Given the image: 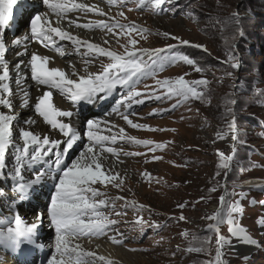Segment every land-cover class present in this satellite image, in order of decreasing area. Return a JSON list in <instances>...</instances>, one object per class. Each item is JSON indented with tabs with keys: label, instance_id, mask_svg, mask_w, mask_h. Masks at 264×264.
<instances>
[{
	"label": "rangeland",
	"instance_id": "1",
	"mask_svg": "<svg viewBox=\"0 0 264 264\" xmlns=\"http://www.w3.org/2000/svg\"><path fill=\"white\" fill-rule=\"evenodd\" d=\"M161 7L169 11L153 10L150 0H144L143 6L140 5V0H128L126 4H120L117 9L136 13V20L134 21L136 25L144 28L141 26V19L143 18L144 24L151 30L148 33H126V35L123 34L124 38L127 41L129 37L136 39L138 41L136 48L152 50L166 49L169 45L176 46L173 49L174 52L194 59L197 66L203 71L197 72L194 66L181 60L165 66L162 70H157L154 77L144 78L136 85L135 90L145 94L136 97V99H142L144 103H133L128 109L123 105L117 106L116 104L117 100H121L123 96L127 95V90L118 86L111 94V97L113 96L110 102L111 106L99 114V116H104L110 113L109 118L103 122V126L107 127L109 122L119 132L123 129L127 136L151 140L154 143H164L165 147L153 151L156 157H160L156 161L157 165L153 167H146L144 163L137 161L136 155L117 156L119 159L131 161L137 167L142 168V171L148 172L149 175L145 179L137 178L136 180V184H140L139 187L142 189H136L137 204L144 205L145 208L142 211L137 208H124L118 205L120 200L115 199L116 207L114 210L101 206L100 211L106 215L109 214L110 219L118 220L120 223L104 236L84 235L83 239L87 241L96 239L103 243L104 247L112 244L119 248L121 253L116 258L122 264H208L209 261L215 264L216 233L206 231L207 225L214 221L206 217L221 210L225 216V222L219 225L220 234L226 240H231V243H225L221 249V259L226 264H264V227L257 223L258 217H264V0H170ZM39 9L43 10V7ZM171 9H175L174 14ZM48 11L44 10L51 17V21L57 23L59 18L56 14H50ZM237 12L244 18L241 21L243 36L239 34L240 28L237 27L235 21L230 19L232 14ZM66 17L79 19L81 14L75 12ZM63 21L65 22L64 19ZM63 21H59V23L63 25ZM28 26L29 24L23 21L15 35L22 36ZM12 31L13 28L6 29L7 34ZM97 32L98 35L108 32L109 37L116 39V35L114 34V36L107 29ZM163 33H169L171 37H179L180 40L189 41L190 45H204L207 51L190 45H182L180 40L172 39ZM104 35L106 36V34ZM104 35L103 37H105ZM8 43L6 42V44ZM121 44L124 43L121 41ZM43 49L45 53L44 55L41 54L42 56L48 57L51 61H54L56 57L59 58L58 52L48 51L45 45H43ZM78 49H76V63H79L81 67L75 69V74L71 73L69 71L71 69L65 65L59 66L61 67L59 69L65 73L68 79L78 80L80 76L99 72L93 67H89L85 60L81 59L79 55L84 49H81V46ZM107 49L118 54L124 53L116 51L114 48ZM229 49L234 50L236 60L232 62H239L240 67L238 69H233L230 64L222 63L228 59ZM49 53L53 54L55 58L53 55L51 58ZM167 54L172 55L173 53L168 52ZM144 59L147 60L148 57L145 56ZM99 60L102 66L112 62L111 58L107 56H103ZM56 61H54L56 65H60ZM89 61L93 60L90 59ZM228 72H231L232 75H227ZM181 76L188 81H196L202 78L207 80V86H198V90L205 93L204 99H190L187 102H182L175 110L149 115L154 109H170L171 105L176 103L177 98L156 100L145 98L146 93L153 88L157 90L158 94L164 91L157 85V80L165 78L174 80ZM34 89L32 87L30 90ZM62 101V98L57 97L59 104ZM230 101H235V103L232 104ZM63 102L75 113L74 116L79 118L76 120H80L81 115L84 114L80 120V129L76 128L77 132L83 128L84 131L78 133L77 143L65 158V164L70 165L72 160L76 159L84 149V145L89 143L84 136L87 131L86 121L94 113L87 115V112L99 111L104 104L102 102V106L97 108L99 105L94 102H80L77 105L69 100ZM31 106L34 108L35 103ZM114 107H118V111H113ZM6 108L8 107L5 106L3 109ZM226 108L233 109L236 119L238 131L235 141L232 139V134L228 132L227 125L232 120V116L225 114ZM21 114H25V112L17 108L13 115ZM124 114H127L133 122L138 123L142 120L151 123L155 130L148 129L142 134L139 130L130 128L124 122ZM24 127L25 125L18 120L13 123L12 131L17 133L19 140L7 150L5 158L7 167L3 171L4 176H8L16 167L13 158L17 154V149L22 148L23 143L19 137V130L24 129ZM48 129L42 128L40 132L51 133L52 135L51 128L48 127ZM218 133H227V135L221 139L218 137ZM53 136L56 137L54 139H58L62 135L58 134L57 136L55 134ZM80 136L84 138L81 137L80 139ZM126 142H116L114 145L129 153H136V151L145 149V147L137 146L135 143H128V140ZM233 146L235 153L232 167L227 170V175H225V170H219L220 175L217 176L219 163L217 150L231 155L233 154ZM125 167L130 175L129 179H135V174L127 165ZM29 169L22 166L21 170L22 174H27L31 179L34 170L30 169L29 171ZM14 179L15 177L0 181V189L7 193L6 196H0V229L4 230L13 225L11 222L14 216L12 220H8L10 223H4V220L7 219L9 203L11 204L13 200H16L17 206L20 205L21 212L26 211L24 218L27 220L24 221V224H31L29 223L30 218L37 216L40 206L46 207L54 191V182L50 178H46L45 181L50 179L52 185L47 189V192L37 194L31 200L33 207L32 210L28 211L22 207L23 203H19V197L12 191ZM143 179L146 182H143ZM152 181H154L153 184H151ZM160 181L163 184H160ZM46 184L48 183L46 182ZM213 187L216 190L210 191ZM46 188L43 190L46 191ZM33 193L34 189L31 190L30 194L33 195ZM128 193L124 191L120 197L125 194L128 195ZM221 196L225 197L223 208H221ZM253 198H255V203H251ZM113 199L107 200L111 203ZM236 201H239L242 210L238 222L246 229L253 243H242L229 233V225L226 222L227 209ZM185 202L187 203L184 208L178 207L179 204ZM121 211L126 214L120 216L115 214ZM181 214L186 218L185 220H179ZM170 217L172 218L170 219ZM138 218L149 224L156 222L162 227H146L141 232L136 223ZM46 224H43L38 231L39 243L37 247L33 248L32 245L24 243L19 250H11L0 245V264H47V260L54 253L55 233L50 223ZM117 231L123 234L122 244H115L107 239L117 235ZM185 231H187L186 236L181 234ZM206 236H211V239L204 243L202 241ZM117 238L121 237L117 236ZM72 246L74 245L72 244ZM82 247L87 248L86 246ZM189 247H203L204 251H186ZM88 264L90 263L88 262Z\"/></svg>",
	"mask_w": 264,
	"mask_h": 264
},
{
	"label": "snow or ice",
	"instance_id": "2",
	"mask_svg": "<svg viewBox=\"0 0 264 264\" xmlns=\"http://www.w3.org/2000/svg\"><path fill=\"white\" fill-rule=\"evenodd\" d=\"M29 0H25L28 3ZM110 3L126 4L128 0H109ZM170 0H150V4L153 10L169 11L163 9L161 6ZM18 0H0V82L7 81L9 79V66L5 61L6 56V42L4 39V32L9 28L10 21L13 19V8L17 5ZM33 8L36 10V14L30 18V34L25 35L23 38H15L12 41L14 46H19L22 41L27 42L31 40H39L45 46L55 45L53 40V34L60 40H71L73 44L81 45L86 44L89 51H94L97 54H102L111 58V63H108L103 67V70L99 73H89L86 76H80L78 80L68 79L65 73L57 68L46 67L48 57H41L36 53L31 54V58L28 61L31 71V79L41 86H46L51 89L59 91L61 96L66 97L73 104H79L81 101L87 103L95 102L99 95L100 99H105L112 94L119 86L122 89L127 90V95L123 96L121 100H117V106L123 105L126 109L130 108L133 103L143 104L144 100L136 99L142 94L136 91V85L141 82L142 79L147 77H154L157 70H162L165 66L175 63L177 60H181L188 65H192L195 71H203L197 62L187 55L174 52L173 49L176 46L169 45L166 49H143L135 48L138 43L136 39L129 37L127 45H125L126 51L123 54H118L115 51L108 50L97 44L91 42L80 41L78 38L72 37L69 33L62 31L59 27H52L47 13H40L38 11L39 6H46L55 13L57 17H64V15L72 9H81L84 11H96L83 4H73L71 8L67 0H32ZM144 0H140V5L143 6ZM173 14L175 9H171ZM98 14L103 15L102 12ZM123 15V13H120ZM231 20H234L237 27L240 28V35L243 36V30L241 21L244 19L239 13H233ZM80 26V25H78ZM86 28L100 27L105 28L109 32H112L114 28L120 29L117 36L130 32H137L138 34L148 33L150 30L147 28H141L135 23L122 24L119 21L112 20L111 23H105L103 21L96 23H89L82 25ZM165 36L171 37L169 33H163ZM146 38V37H145ZM172 39L180 40L179 37H171ZM107 43V41H105ZM182 45H190L189 41L180 40ZM128 45L133 46L131 51L128 50ZM193 47L201 48L207 51L204 45H190ZM78 50V48H77ZM27 52V46L25 45V53ZM168 52H172V55H168ZM64 55V52H60ZM87 54V53H86ZM163 54V55H162ZM22 55V53H17ZM148 59L145 60L144 57ZM236 60L234 50L229 49L228 59L222 63L230 64L233 69L240 67L239 62L233 63ZM90 61H86L89 63ZM24 61H20L15 65L17 71H20L21 64ZM75 74V72H74ZM227 75L231 76L232 73L228 72ZM17 83H21L18 79ZM157 85L164 89V91L157 93L155 88L146 93L145 98H154L156 100H171L173 97L177 98L176 103L172 104L170 109L156 110L154 109L149 115L161 114L163 111L175 110L180 106L182 102H187L190 99H204L205 93L198 90V86H207L208 81L205 79H199L196 81H188L183 76L174 80L165 78L163 80H157ZM0 90L5 93L10 92L9 85L7 83H0ZM234 104L235 101H230ZM24 104L27 105V93H25ZM0 105H6L11 108V101L0 96ZM35 112L43 117L44 121L51 126L52 129H59L63 133L65 140L49 139L48 135H44L41 138L39 135L34 134L29 130L21 128L19 130V137L22 140V148L17 149V154L14 155L13 161L16 167L9 173L8 176H3V171L7 167L6 153L10 147L14 146L13 141V123L16 117L13 115H6L0 112V178L13 179L12 191L19 200L22 202L27 199L30 191L36 186L41 185L46 178H50L54 183V191L50 196V202L46 205L44 211H39L36 216V222L31 224H24L22 218L17 212L11 222L14 226H8L6 230L0 229V245L12 250H19L22 244L27 243L32 246H37L38 225L42 224L44 217L49 218V223L54 229V253L47 260V264H88L85 257H93L95 253L78 251V245L72 246L73 239H78L81 236H104L115 225L120 223L118 220L110 219L108 215L100 211L101 206L115 209V199L124 200V208L134 207L139 210L145 208L144 205H138L135 201L125 200L124 197H116L109 203L107 199H96V197L104 196L105 193L100 192L98 188L93 187L96 183H111L113 186L120 188L123 185V178L117 179L119 173L112 174L111 170L108 171V175L105 171H102V164L100 163L101 153L94 151V148L99 145L101 152L104 151V144L107 141L115 143L119 138L121 140L127 139L129 142L137 145H153L150 151L155 149H162L165 147L164 143H154L151 140H141L132 136L124 135H101L99 134V121L88 119L86 121V136L89 143L84 145V149L80 152L79 156L72 160L70 165L65 164V158L69 151L73 149L78 140L77 130L68 123H63L57 119V117L71 118L75 115L71 110L63 111L54 107L52 102V92L44 91L42 95L38 96L37 103L34 106ZM113 111H118V107H114ZM226 115L232 116V120L228 123V132L232 134V139H237V124L232 108H226ZM123 119L127 121L133 128L150 129V126L144 124H135L129 119L127 114L123 115ZM24 123L30 124L34 121L27 120ZM155 130V129H150ZM163 131L164 129H159ZM174 131V130H173ZM123 133V129L120 130ZM227 133H218V137L223 139ZM64 145L61 148V145ZM109 153H115L116 150L112 147L106 149ZM235 148L233 146V154H225L224 152L217 150L219 156L217 176L220 175L219 170H227L232 167V161L234 159ZM124 155H142L141 153H123ZM153 159H160V157H153ZM22 166H26L34 170V175L31 179L25 180L22 174ZM145 176L149 175L144 173ZM259 186V185H257ZM213 187L210 191H215ZM90 194V195H89ZM7 193L3 189H0V196H6ZM243 195V194H241ZM203 199V198H201ZM225 197H220L221 208ZM17 201L13 200L11 205L14 206ZM186 203L179 204V208H184ZM251 203H255V198ZM11 211V208H10ZM150 211V209H149ZM241 207L239 201L234 202L228 206L226 222L229 225V233L242 243H253L248 236L246 229L238 222V217L241 215ZM117 216L124 215L123 211L116 212ZM172 217H170L171 219ZM207 219L214 221L207 225L206 231L209 233H216V260L215 264H226L221 259L222 251L225 243H231L230 239L223 237L220 234L219 225L225 222V216L221 210H218L213 215L206 217ZM183 214L180 215L179 220H185ZM7 224L9 221L4 220ZM143 232L146 227L160 228L162 225L151 222L150 224L142 219L138 218L136 221ZM257 223L264 227V217H258ZM187 235V231L181 233ZM120 236L121 238H117ZM123 234L117 231V235L110 236L109 239L115 244L123 243ZM211 236L203 238L204 243L209 241ZM258 243V242H255ZM42 247V245H40ZM134 250V249H133ZM186 251L202 252L203 247H189ZM100 260H104V257H99ZM247 259V257H244ZM111 264V261L108 262ZM208 264H213L209 261Z\"/></svg>",
	"mask_w": 264,
	"mask_h": 264
},
{
	"label": "bare ground",
	"instance_id": "3",
	"mask_svg": "<svg viewBox=\"0 0 264 264\" xmlns=\"http://www.w3.org/2000/svg\"><path fill=\"white\" fill-rule=\"evenodd\" d=\"M67 2L69 4L70 8L73 4H83V5H87L89 8L95 9L96 11H84L81 9H72L71 11H68L64 15V17H62V18L57 17V18H59V19H57V23H54L56 21L52 22L51 17L48 15V20H49L52 27H59L62 31L69 33L72 37L78 38L80 41L91 42V43L97 44L101 47H104L106 49L107 48H110V49L114 48V50L119 51L121 53L126 51L124 46L127 45L128 41L124 38L123 34H121L119 36L116 35V33L120 32L119 28L116 27L113 29V31H112L113 35L114 34L116 35V39H113V38L108 36V34H109L108 32L107 33L104 32V34H106V36L104 34H101L102 36L100 34L99 35L97 34L98 30H106L105 28H100V27L86 28V27H83L82 25H87L89 23H96V22H100V21H103L105 23H111L112 20L119 21L120 23L125 22L127 24L134 23V21L136 20V13L124 12L122 9H117L120 6V4L119 3H110L109 0H67ZM41 7H43V10L39 9ZM39 8L38 9H39L40 13H46V12H44V10H49L48 12L50 14H55V13H52L51 10L48 9L46 6H39ZM129 9H131V7H129ZM75 12H79L81 14V17H79V19H70V18L66 17L67 15H69L71 13H75ZM99 12H102L103 15L98 14ZM120 13H123V15H120ZM13 14H15V15H14L13 19L10 21V25H11L10 28H13V31L8 33V34H7L6 30L4 32L5 42H9L8 44H6L7 51H6V56H5V61L8 63V66H9V79L7 81L0 82V83H7L9 85V88H11L9 93H5L2 90H0V96H2L5 99H9L11 101L12 106H11V108H9L7 106L8 108H6L4 110L3 108L6 105H0V112L5 113L6 115H13L15 113L16 109L19 108L21 111L25 112V114L13 115V116L16 117V120L20 121L22 124L25 125V127H24L25 130H29V131H31L34 134H37L39 136L41 134H43V136L48 135L49 139H54L56 137H54L53 135L57 134V136H58V134H59L62 136H59L58 140L63 141L64 139H67L66 137H64L63 133L60 132L59 129H57V130L52 129L51 126L49 124H47L46 121H44L43 117H41L39 114L34 113L35 112L34 108H32V106H31L33 103H35V104L37 103L38 96L42 95L44 91H51L52 92V102H53L54 107L59 108L63 111H68L71 109L69 106L67 107L63 102V101H67L68 99L66 97L61 96V94L59 93L58 90L51 89V88H48L46 86H41L31 79V71H30V66L28 65V61L30 60L32 53H36L37 55H39L41 57H45V56L41 55V54L44 55V53H45V50L43 49V45H45V44H42L39 40L36 41V40H31V39L27 42L22 41V43L19 46H14L12 44V41L15 38H17V36H19V35H15V32L21 26L23 21H26L27 24H29V26L27 27V30H25L26 32H24V34L22 36H19V38H23L25 35L30 34V21H27V20L30 19L32 15L36 14V10H34V8H33L32 0H29L28 3H25V0H18L17 5H15L13 8ZM74 16H75V14H74ZM75 17H77V16H75ZM63 19L65 20V22L63 21ZM59 21H63L64 24L61 25L59 23ZM144 23H145V21L142 18L141 19V26L142 27L144 26V28L149 29ZM78 25H80V26H78ZM92 30H94V31H92ZM130 33L135 34L136 32L133 31ZM103 35L105 37H103ZM53 40L55 42V45L53 46V45L49 44V46H47V50L50 52L51 51L58 52L59 58L56 57V59H54V61L57 60L58 61V62L56 61L57 64L59 63L60 65H56V63L54 61H51L50 59H48V61L46 62V67H48V68L59 69V68H61L59 66L65 65L69 69H71V70H69L71 73H74L75 69L77 67H81V65L79 63H76V56H77L76 49L80 46H81V49H84L83 52L79 55L81 57V59L85 60V63H86V61H89L90 59L93 60L90 63H87V65L89 67H93L96 71L101 72L103 70V67L105 65H107V63H106L104 66H102L99 59L101 57H103V55L97 54L94 51H89L86 47V44H81L78 46L76 44H73V42L71 40H60L54 34H53ZM105 41H107V43H105ZM121 41L124 44H121ZM25 45L27 46L26 54H24L25 53ZM21 46H22V48H21ZM135 48H136V45H135ZM132 49H133V46L128 45V50H132ZM61 51L64 52V55L60 54ZM17 53H22V55H17ZM48 55L51 57V55H53V54L49 53ZM53 58H55L54 55H53ZM61 59H63V60H61ZM20 61H24V63L21 64L20 71L18 72L15 65L17 63H20ZM87 69H90V68H87ZM0 72H2V68H0ZM84 72H85V70L83 71V73ZM18 79L21 80V83H19V84L17 83ZM32 87H34L35 89L30 90ZM25 93H27V105L24 104ZM99 95H103V94H99ZM99 95L96 98L94 103H98L96 105H99L97 107V108H99L100 106H102V102H103V104H104L103 108L99 109V111H89V113L87 112V115L88 114L92 115L94 113V115H92L90 119H93V120L100 122L99 123V134H101V135H118V136L124 135V136H127V134H125L124 132L123 133L119 132L114 126L110 125L109 122H108L109 125L107 127L103 126V122L109 118L108 116L110 115V113H108L107 115H104V116H101V115L99 116V114H100V112L105 110L108 106H111L110 102H111V98H113V96L111 97V94H110L105 99H100ZM57 97H60L63 99V101L60 104H59V102H57ZM60 101H61V99H60ZM81 102L87 103L84 101H81ZM28 113H31V114H28ZM82 116H84V114L81 115L80 120H82ZM76 118H78V117H75V116H73L71 118L57 117V119L59 121L61 120V122H63V123L71 124L75 129L76 128L80 129V120H78L79 118L76 120ZM129 119H131V118H129ZM27 120L34 121V123H30V124L24 123ZM124 122L127 126L132 128V126L127 123V121L124 120ZM133 123L148 125V126H150V129L151 128L153 129V126L151 125V123L143 122L142 120L139 121L138 123H136L135 121ZM48 127L51 128L50 130H52V135H51V133H41L40 132L42 128L48 129ZM134 129L135 130L137 129V131L139 130L142 134H143V132H146L148 130V129H139V128H134ZM82 131H84V128L82 130H80V132H77V133H81ZM43 136H40V137L42 138ZM84 136L86 138L85 140H87V142H89L87 136L86 135H84ZM60 137H62V138H60ZM81 137L82 136H80V139H81ZM82 138H84V137H82ZM18 140L19 139H17V133L13 132L14 143H18ZM126 140L127 139L121 140L118 138L115 141V143L116 142L127 143ZM82 141H83V139H82ZM115 143H113L111 141H107L104 144V151L101 152L100 146L95 147L94 151L101 153V158H100V163L102 164L101 170L105 171L106 175H108L107 170H111L112 174L119 173L118 178L119 179L123 178V185L120 188H117L108 182H104V183L98 182L92 186L98 188L99 191L105 193V195L100 196V197H96V198H102V199H113L114 198L115 199L116 197H120V194L122 192L126 191V192H129L128 195L125 194L122 197H124L125 200H128V201H135L137 204L138 200L136 199V189L137 190H142V189L139 187L140 184L139 185L136 184V180H137V178H144L145 179L146 176L144 175V173H148V172L146 170L142 171L141 170L142 168L137 167L136 164L132 163L131 161H127V160H124L121 158L119 159V157H117V156H123L124 155L123 153H129V152L125 151L122 148L115 146L114 145ZM128 143H129V141H128ZM137 146L145 147V149L141 150V151H136V153H141L142 155H136L137 157L135 159L137 161L144 163V165L146 167L156 166L157 165V163H156L157 159H155V160L153 159V157H156V155L154 154L153 151L149 150L150 148H152V145H148V146L137 145ZM61 147H62V145H61ZM108 147L114 148L116 150V152L115 153L107 152L106 149ZM153 164H155V165H153ZM125 165H127L130 168L131 172H133V174H135V179H131V178L129 179L130 175L127 172ZM29 171H30V169H29ZM23 176H24L26 181L30 179L29 178L30 176H28L27 174H23ZM153 176H155V175H153ZM144 179H143V182H146V180H144ZM2 180H3V178H0V181H2ZM124 180H125V182H124ZM46 182L48 184H46ZM153 183H154V181L151 182V184H153ZM161 183L162 182L160 181V184ZM44 184H46V186H44ZM50 185H52V182H50V179H48L47 181H44V183H42L41 185H38L34 188L33 195L29 194L30 197L28 196L27 199L23 200L22 202L20 201L19 203L20 204L23 203L22 207L25 210H28V211L32 210L33 204H31V200H33L37 196V194H42L43 192L44 193L47 192V189H49ZM44 188H46V191L43 190ZM36 189H37V191H36ZM30 193H31V191H30ZM12 195H14V194H12ZM45 198L46 197L44 196V199ZM124 202H125L124 200H120L118 205L123 207ZM8 207L9 208H7V220H10V219L12 220L13 216H15V214L17 212L20 213V216H21L23 222L27 220L24 218L26 211L24 213L21 212V210L19 209L20 205L17 206V203H15V205L12 206L9 203ZM40 207L41 208L39 209V211H44L45 208L43 206H40ZM10 208L13 210V213H12V210L10 211ZM127 208L134 209V207H127ZM46 217L47 216L44 217L42 224L38 225L37 232L40 231V228L43 224L47 225L46 223L49 222V218H46ZM33 222H36V216H33L32 219L30 218L29 223H33ZM12 226H14V225H12ZM6 228H5V230H6ZM38 234H39V232L37 233V236H38ZM107 239H109V238H107ZM88 241H90V242H88ZM88 241L86 239H83V236H81L78 239H73L72 244L74 246L75 245L79 246V248L77 249L78 251L95 253V256H93V257H85V259L90 264H108L109 261H111V264H122L116 258L117 256L119 257L120 253H121V250L119 248L115 247L112 244L106 245V247H104L102 245L103 243H101L100 241H97L96 239L95 240H88ZM82 246H86L87 248L84 249ZM35 247H37V246H35ZM33 248H34V246H33ZM27 253H30V252H27ZM23 254L26 255V253H23ZM99 257H104L105 259L100 260ZM15 262H18V261H15Z\"/></svg>",
	"mask_w": 264,
	"mask_h": 264
}]
</instances>
